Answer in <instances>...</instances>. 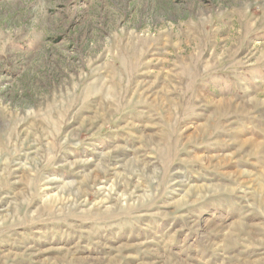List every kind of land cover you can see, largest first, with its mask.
I'll list each match as a JSON object with an SVG mask.
<instances>
[{
	"label": "rangeland",
	"instance_id": "1",
	"mask_svg": "<svg viewBox=\"0 0 264 264\" xmlns=\"http://www.w3.org/2000/svg\"><path fill=\"white\" fill-rule=\"evenodd\" d=\"M0 264H264V0H0Z\"/></svg>",
	"mask_w": 264,
	"mask_h": 264
}]
</instances>
